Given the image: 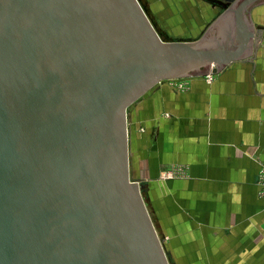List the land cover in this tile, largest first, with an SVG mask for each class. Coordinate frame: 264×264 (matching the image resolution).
Here are the masks:
<instances>
[{"label":"water","instance_id":"water-1","mask_svg":"<svg viewBox=\"0 0 264 264\" xmlns=\"http://www.w3.org/2000/svg\"><path fill=\"white\" fill-rule=\"evenodd\" d=\"M202 1L218 20L187 41L142 0H0V264H173L131 175L128 113L258 40L242 23L234 51L214 35L257 0Z\"/></svg>","mask_w":264,"mask_h":264},{"label":"crops","instance_id":"crops-1","mask_svg":"<svg viewBox=\"0 0 264 264\" xmlns=\"http://www.w3.org/2000/svg\"><path fill=\"white\" fill-rule=\"evenodd\" d=\"M144 4L152 16L160 13L156 26L180 40L199 39L219 16L202 0ZM240 21L232 15L214 35L221 38L219 27H227L236 35L234 51L243 39L240 23L252 27L259 37L242 59L210 83L206 76L183 78L193 80L188 92L165 81L131 108L132 125L145 130L135 142L130 136L131 175L149 183L146 200L173 264H264V193L257 183L264 166V0ZM177 166L185 177H162Z\"/></svg>","mask_w":264,"mask_h":264},{"label":"rangeland","instance_id":"rangeland-1","mask_svg":"<svg viewBox=\"0 0 264 264\" xmlns=\"http://www.w3.org/2000/svg\"><path fill=\"white\" fill-rule=\"evenodd\" d=\"M145 3H147V0H143ZM143 2V3H144ZM149 15L151 17V19L154 21V18H156V20L160 21V13H153V16L151 15V13L149 12ZM160 31V29H159ZM161 32V31H160ZM173 32V31H172ZM171 36H174V33L171 35ZM209 76H212V75H208L206 76V81L208 83L212 82V80H210L211 78H209ZM213 79V77H212ZM165 82V81H164ZM193 80L192 79H179V80H175V81H172V82H168L166 81L165 83L166 84H169V87L175 91V92H188L191 88V85L192 84ZM163 83V82H162ZM160 83V84H162ZM151 91V90H150ZM135 119V118H134ZM132 123H131V111H129L128 113V129H129V140H130V136H131V139L133 137V141L135 142V137L138 133H144V127L143 125L141 126H138L135 124V126H133ZM133 131V132H132ZM133 133V134H132ZM186 169H184L183 167H180V166H177V167H174L172 169H168L164 172V174L162 175L163 178L165 179H177V178H180V177H185V173H186ZM144 199H145V202L147 204V208L150 212V215L154 221V217L152 216V210L150 209L149 207V204L146 200V196L143 195ZM155 226H156V229L158 231V234H159V237L162 238V233L161 231L159 230V226L156 224V222L154 223Z\"/></svg>","mask_w":264,"mask_h":264},{"label":"built area","instance_id":"built-area-1","mask_svg":"<svg viewBox=\"0 0 264 264\" xmlns=\"http://www.w3.org/2000/svg\"><path fill=\"white\" fill-rule=\"evenodd\" d=\"M213 76H209V78H211L210 80H212ZM258 185L261 188V192L264 193V166L260 171V174L258 176V180H257Z\"/></svg>","mask_w":264,"mask_h":264}]
</instances>
